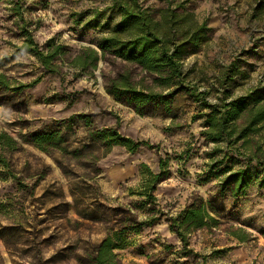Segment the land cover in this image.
<instances>
[{
    "label": "rangeland",
    "instance_id": "374dc122",
    "mask_svg": "<svg viewBox=\"0 0 264 264\" xmlns=\"http://www.w3.org/2000/svg\"><path fill=\"white\" fill-rule=\"evenodd\" d=\"M115 1L0 0V264H90L109 230L124 231L118 264H264V127L247 147L202 134L207 102L264 95V0H137L156 17L175 7L211 28L182 58L179 88L155 86L156 75L109 52L95 67L76 62L100 53L120 19ZM37 50L56 54L44 66ZM126 71L165 99L142 114L116 100L106 83ZM104 128L141 144L106 146ZM52 132L43 148L33 141ZM239 168L248 184L233 195ZM191 209L216 222L182 225Z\"/></svg>",
    "mask_w": 264,
    "mask_h": 264
},
{
    "label": "trees",
    "instance_id": "16d2710c",
    "mask_svg": "<svg viewBox=\"0 0 264 264\" xmlns=\"http://www.w3.org/2000/svg\"><path fill=\"white\" fill-rule=\"evenodd\" d=\"M115 4L120 19L109 29L108 35L102 37L98 42L97 47L100 53L96 49H91L90 61L82 59V56L78 55L76 62L81 67L87 65L95 67L97 60L109 52L123 61L135 64L142 70L156 75L152 80L155 86L169 88L174 85L179 88L180 82L184 79L182 58L198 50L199 45L209 38L211 28L204 20L199 21L192 12L178 11L175 7H167L159 17H156L155 14L152 15L139 6L137 0H116ZM36 54L44 66H48L50 59L55 56L56 50L47 53L37 50ZM4 78L5 76L0 74V87L6 84ZM106 84L107 91L116 100H125L141 114L146 104H154V100L165 99V94L154 91L153 84L144 86L141 82H134L127 71L118 73ZM193 91L195 94V90ZM176 92L173 90L171 94ZM206 107L209 108V111L204 120L206 127L202 131L206 139L216 142L223 140L229 145L242 140L239 146L247 147L249 141L247 136L264 127V95L260 93L259 89H254L246 95L228 101L222 98L218 102H207ZM240 116L243 117L244 124L239 127L240 124L237 121L241 119ZM97 135L98 139H101L106 146L118 144L130 151L141 144V142L123 136L111 128L101 129ZM2 136L0 134V139ZM55 137L54 132L41 133L37 136L33 134V141L43 148L42 142H51ZM8 139L13 144L15 143L12 137H8ZM0 146H2L1 141ZM11 149H14V145ZM0 164L7 165L1 154ZM161 174L160 172L150 173L151 177L144 180L143 186L145 189L147 188V191L155 188ZM228 180L236 183V189L233 191V195H236L238 190L248 184L247 170L239 168L229 175ZM257 184L259 189H264V173L258 179ZM204 215L207 216V219L216 222L201 210L191 209L183 214L181 224L188 223L191 227L202 228L206 225V222L203 221ZM130 229L133 230L134 227ZM123 234L124 231L119 233L109 230L94 248L90 264H118L115 250L121 247V241L118 240L122 238Z\"/></svg>",
    "mask_w": 264,
    "mask_h": 264
}]
</instances>
